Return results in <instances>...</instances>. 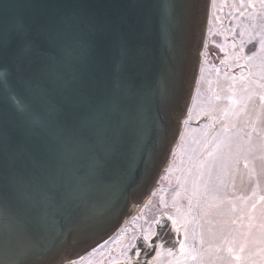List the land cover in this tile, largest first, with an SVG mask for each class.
<instances>
[{
  "label": "water",
  "instance_id": "95a60500",
  "mask_svg": "<svg viewBox=\"0 0 264 264\" xmlns=\"http://www.w3.org/2000/svg\"><path fill=\"white\" fill-rule=\"evenodd\" d=\"M206 1L0 0V39L23 18L31 46L22 62L19 38L0 48V264L78 261L148 196L190 100Z\"/></svg>",
  "mask_w": 264,
  "mask_h": 264
},
{
  "label": "rangeland",
  "instance_id": "374dc122",
  "mask_svg": "<svg viewBox=\"0 0 264 264\" xmlns=\"http://www.w3.org/2000/svg\"><path fill=\"white\" fill-rule=\"evenodd\" d=\"M247 3L206 1L194 86L166 164L118 231L71 264L256 263L264 230V16L258 0ZM206 185L215 199L204 195Z\"/></svg>",
  "mask_w": 264,
  "mask_h": 264
},
{
  "label": "snow or ice",
  "instance_id": "6c2138e0",
  "mask_svg": "<svg viewBox=\"0 0 264 264\" xmlns=\"http://www.w3.org/2000/svg\"><path fill=\"white\" fill-rule=\"evenodd\" d=\"M256 2H257V0H248L246 7H253L254 8ZM258 3H259V7H260V14H261V16H264V0H258ZM242 6H245V5H243V0H242ZM79 23H83V22L69 21L68 26H69V28L75 27ZM88 27H89V30L91 32L96 31L95 25L89 24ZM27 36H28V24L23 20V18L17 19V21L13 24L12 28L7 32L6 38L0 39V48H7L9 45L12 44V41L14 39L19 38L17 40V43H16L15 56H16L18 61L22 62V61L26 60L31 55V46H30V42L27 40ZM261 49L264 50V39L261 40ZM72 51H74V50L69 49L70 54ZM120 55L122 58H125V59L127 58L128 50L126 47H123V46L121 47ZM255 55L256 54L253 53V56H255ZM8 87H9L8 80L4 79V78H0V88H3L6 90V89H8ZM261 99H264V96H262ZM7 151H8V141L5 140L2 144H0V152H3L5 157H6ZM3 165L5 167L7 166L6 159L3 161ZM215 191H216L215 188H209L206 185L204 195L209 196L212 199H215V195H214ZM194 194H195V188H194ZM262 199H264V197H262ZM211 207H212V205L209 204L207 206V208H202L201 212L203 214L207 215V211ZM253 207H255V206L253 205ZM177 212L180 213L179 208H177ZM191 212H192V208H191V202H190L188 213H180V216H179L180 222H186V218L188 215L191 214ZM262 214H264V212H262ZM168 220H171L173 228H176L177 223H178V219L174 218L172 216H168ZM185 228H186L185 234H186V238H187V225L186 224H185ZM149 239H150L149 235L144 236L145 241H149ZM199 243L201 245H203V243H204L202 236L199 240ZM233 251L234 250L231 247H229L228 252H229L230 257L232 255ZM241 251H243V247H241ZM180 252L182 255L185 253V244L184 243H181V245H180ZM191 254H193L194 258H195V256L199 255L198 251L195 248V245L191 246Z\"/></svg>",
  "mask_w": 264,
  "mask_h": 264
},
{
  "label": "crops",
  "instance_id": "0c3cea01",
  "mask_svg": "<svg viewBox=\"0 0 264 264\" xmlns=\"http://www.w3.org/2000/svg\"><path fill=\"white\" fill-rule=\"evenodd\" d=\"M262 234L263 236L262 237L258 236L256 240L258 243V252H257V255L255 256V259H256L255 264H264V230H262ZM260 243H262V245H260ZM233 255L234 253L231 255V257H233ZM235 258H237V256H235Z\"/></svg>",
  "mask_w": 264,
  "mask_h": 264
},
{
  "label": "bare ground",
  "instance_id": "6f19581e",
  "mask_svg": "<svg viewBox=\"0 0 264 264\" xmlns=\"http://www.w3.org/2000/svg\"><path fill=\"white\" fill-rule=\"evenodd\" d=\"M209 5H210V0H208V7H209ZM208 10L206 11V14H204L203 16H204V18H206V21H205V26H204V31H205V27H207V21H208ZM68 264V263H67Z\"/></svg>",
  "mask_w": 264,
  "mask_h": 264
}]
</instances>
